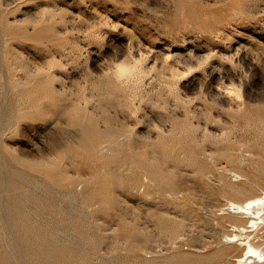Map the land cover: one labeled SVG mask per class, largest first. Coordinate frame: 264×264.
<instances>
[{"label":"rangeland","instance_id":"rangeland-1","mask_svg":"<svg viewBox=\"0 0 264 264\" xmlns=\"http://www.w3.org/2000/svg\"><path fill=\"white\" fill-rule=\"evenodd\" d=\"M262 161L264 0H0V264H241Z\"/></svg>","mask_w":264,"mask_h":264},{"label":"bare ground","instance_id":"bare-ground-1","mask_svg":"<svg viewBox=\"0 0 264 264\" xmlns=\"http://www.w3.org/2000/svg\"><path fill=\"white\" fill-rule=\"evenodd\" d=\"M122 65H123V62H122ZM129 67H130V69L132 68L131 66H129ZM129 67H128L127 64H126V66L124 65V66L122 67V70H123L124 72H129ZM130 72H132V71H130ZM86 141H87V139H86ZM97 142H98V141H97ZM90 143H91V142H90ZM95 143H96V142L93 143V141H92V146H93V144H95ZM90 146H91V144H90ZM262 163H264V161H262ZM262 163H261V164H262ZM261 164H260V165H261ZM0 166H1V165H0ZM261 167H262V165H261ZM263 167H264V166H263ZM256 169H258V168H256ZM262 169L264 170V168H262ZM47 170H48V169H47ZM44 171H46V170H44ZM49 171H51V170H49ZM49 171H48V172H49ZM261 171H262V170H261ZM97 174H98V173H97ZM233 174H237V173H233ZM260 174H261V173H260ZM45 175H46V173H45ZM52 176H53V173H52ZM237 176H238V175H237ZM263 176H264V174H263ZM15 177H16V176H15ZM53 177H54V176H53ZM55 177H57V176L55 175ZM9 178H10V177H9ZM50 178H51V177H50ZM59 178H60V177H59ZM63 178H64V177H63ZM238 178H239V177H238ZM57 179H58V178H57ZM57 179H56L55 181H58V182L60 183L61 180H57ZM60 179H61V178H60ZM161 179H162V178H161ZM52 180H53V178H52ZM62 180H63V179H62ZM64 180H65V179H64ZM93 180H94V179H93ZM258 180H259V179H258ZM69 181H70V180H69ZM135 181H136V179H135ZM164 181H165V180H164ZM10 182H11V181H10ZM133 182H134V180H133ZM133 182H132V183H133ZM166 182H167V181H166ZM166 182H164V183H165V186H167V184H169V183H166ZM170 182H171V180H170ZM11 183H12V182H11ZM63 183H64V182H63ZM226 183H227V182H226ZM61 184H62V183H61ZM66 184H67V182H66ZM101 184H102V183H101ZM106 184H107V186L110 185L109 187L111 188V184H108L107 182H106ZM161 184L163 185V181H162ZM173 184H174V183H173ZM162 185H160V186H162ZM171 185H172V183H171ZM7 186H8V185H7ZM9 186H11V185H9ZM13 186H14V185H13ZM13 186H11V187H13ZM107 186L105 185V187H107ZM163 186H164V185H163ZM165 186H164V187H165ZM169 186H170V185H169ZM225 186H227V185H225ZM229 186H230V184H229ZM0 187H1V185H0ZM102 187H104V186H102ZM105 187H104V188H105ZM171 187H172V186H171ZM173 187H174V186H173ZM231 187H232V186H231ZM1 188H2V187H1ZM3 188H5V187H3ZM14 188H16V187H14ZM96 188H97V187H96ZM104 188L102 189V188L99 186V189H98V190H99V191H100L101 189L104 190ZM110 188H105V190H106V189H110ZM165 188H166V187H165ZM169 188H170V187H169ZM92 189H93V187H92ZM166 189H167V188H166ZM231 189H232V188H231ZM1 190H2V189H1ZM8 190H9V189H8ZM14 190H15V189H14ZM14 190H13V191H14ZM98 190H97V191H98ZM95 191H96V189H95ZM95 191H93V192H95ZM97 191H96V192H97ZM106 191H107V190H106ZM106 191H105L104 194H106L107 192H109V191H107V192H106ZM7 193H8V192H7ZM90 193H92V192H90ZM101 193H103V192L101 191V192L98 193L100 197H101V195H102ZM27 194H28V193H27ZM47 194H49V192H48ZM96 194H97V193H96ZM98 194H97V195H98ZM100 194H101V195H100ZM108 194L110 195L111 193L109 192ZM12 195H13V194H12ZM23 195H25V194H23ZM29 195H31V194L29 193ZM87 195H88V194H87ZM97 195H95V196H97ZM109 195H108V196H109ZM48 196H49V195H48ZM48 196H47V198H48ZM65 196H67V195H65ZM89 196H91V195H89ZM89 196H88V199L90 198ZM92 196H93V198H94V194H93ZM99 196H97V197H99ZM105 196H107V195H105ZM105 196L103 195L102 197H105ZM108 196H107V197H108ZM29 197H30V196H28V198H29ZM31 197H32V195H31ZM71 197H72V196H71ZM86 197H87V196H86ZM107 197H106V198H107ZM0 198H1V197H0ZM65 198H70V196H69V197H65ZM15 199H16V198H15ZM26 199H27V198H26ZM26 199H25V197H24V201H25ZM33 199H35V198H33ZM33 199H31V200H33ZM74 199H75V197H73V201H74ZM86 199H87V198H86ZM98 199H99V198H98ZM108 199H109V198H108ZM108 199H107V202L109 201ZM8 200H9V199H8ZM16 200H17V199H16ZM21 200H22V199H21ZM38 200H39V199H38ZM38 200H36V201H38ZM41 200L43 201L44 198L41 199ZM47 200H48V199H47ZM65 200H66V199H65ZM67 200H68V199H67ZM89 200H90V199H89ZM94 200H95V199H94ZM11 201H13V200L11 199ZM26 201H27V200H26ZM39 201H40V200H39ZM68 201L70 202L71 200H68ZM68 201H67V202H68ZM15 202H16V201H15ZM17 202H18V201H17ZM19 202H20V200H19ZM22 202H23V200H22ZM22 202H21V203H22ZM44 202H46V201H44ZM109 202H110V201H109ZM111 202H112V201H111ZM0 203H1V202H0ZM28 203H29V201H28ZM40 203H41V202H40ZM48 203H50L49 200H48L47 204H48ZM101 203H104V202L101 201ZM5 204H6V203H5ZM7 204H8V203H7ZM7 204H6V205H2V204H1V205H2V206H7ZM17 204H19V203H17ZM24 204H25V206H26L27 203H24ZM30 204H31V203H30ZM30 204H29V205H30ZM42 204H43V203H42ZM42 204H40V205H42ZM45 204H46V203H45ZM47 204H46V205H47ZM71 204H72V203H71ZM108 204H110V203H108ZM108 204L106 203V205H108ZM11 205H12V204H11ZM14 205H15V204H14ZM20 205H21V204H19V206H20ZM29 205H28V206H29ZM37 205H38V203H37ZM46 205L43 204L42 206H46ZM49 205H50V204H49ZM49 205H47V206H49ZM52 205H53V202H52ZM101 205H102V204H101ZM110 205H111V204H110ZM16 206H18V205H16ZM19 206H18V207H19ZM23 206H24V205H23ZM32 206H34V205H32ZM32 206H31V207H32ZM42 206H41V207H42ZM50 206H51V205H50ZM34 207H35V206H34ZM102 207H103V206H102ZM105 207H106V206H105ZM110 207H111V206H110ZM110 207H109V208H110ZM223 207H224V210L228 209L229 212H231V213L234 214L235 216L237 215V217H238V216H239V217L241 216V217H243V219L245 218V219L241 222V224H239L240 222H238L239 225H235V227H238L239 231H240V230H246V229L249 228V227H251V228L253 227V228H255V229H258L259 226H260L261 224H264V190H262V192L259 193V194H256V193H255V195H253V196H251V197H248V198H246V199L243 200V201H239V200H238V201H237V200H230V201H228V203H227L225 206H223ZM223 207H222V208H223ZM1 208H2V207H1ZM8 208H9V206H8ZM15 208H16V207H15ZM15 208H14V209H15ZM20 208H21V207H20ZM38 208H39V207H38ZM38 208L36 207V209H38ZM43 208H45V207H43ZM43 208H42V209H43ZM46 208H47V207H46ZM49 208H50V207H49ZM49 208H47V209H49ZM51 208H52V207H51ZM53 208H54V206H53ZM53 208H52V209H53ZM2 209H3V208H2ZM28 209H30V208L28 207ZM42 209H41V210H42ZM220 209H221V208H220ZM3 210H4V209H3ZM16 210H17V209H16ZM16 210H15V211H16ZM18 210H19V209H18ZM34 210H35V209H33L31 212H33ZM41 210H40V211H41ZM221 210H222V209H221ZM11 211H12V210H11ZM23 211H24V210H23ZM25 211H27V209H26ZM28 211H29V210H28ZM42 211H44V212H49L48 210H47V211H46V210H42ZM51 211H53V210H51ZM51 211H50V212H51ZM56 211H58V210H56ZM18 212H20V211H17V213H18ZM44 212H42V214H43ZM14 213H15V212H14ZM20 213H21V212H20ZM24 213H25V212H24ZM28 213H30V212H28ZM35 213H36V212H35ZM35 213H34V214H35ZM52 213H53V212H51V213H49V214H52ZM54 213H57V212H54ZM54 213H53V214H54ZM59 213H60V212H59ZM30 214H31V213H30ZM30 214H29V215H30ZM34 214H31V215H34ZM38 214H39V213H38ZM38 214H37V215H38ZM44 214L46 215V213H44ZM49 214H48V215H49ZM53 214H52V215H53ZM79 214H80V213H79ZM9 215H10V214H9ZM15 215H16V213H15ZM18 215H19V213H18ZM18 215H16V216H18ZM23 215H24V214H23ZM25 215H26V214H25ZM52 215H49V216L52 217ZM55 215H56V214H55ZM59 215H61V214H59ZM74 215H75V214H74ZM16 216H15V217H16ZM21 216H22V215H21ZM35 216H36V215H35ZM35 216H34V217H35ZM77 216H78V213H77ZM235 216H234V217H235ZM9 217H10V216H9ZM23 217H24V216H23ZM23 217H21V218H23ZM25 217L28 218L27 215H26ZM25 217H24V218H25ZM59 217H60V216H59ZM64 217H65V216H64ZM64 217H63V218H64ZM80 217H81V216H80ZM16 218L18 219V217H16ZM19 218H20V215H19ZM27 218H25V219H27ZM29 218L31 219V216H30ZM32 218H33V217H32ZM54 218H56V217H53V219H54ZM10 219H12V218H10ZM14 219H15V218H14ZM14 219H13L12 221H14ZM230 219H231V218H230ZM21 220H22V219H21ZM28 220H29V219L24 220V221H28ZM34 220H35V218H34ZM54 220L56 221V219H54ZM57 220L61 221L59 218H57ZM62 220H63V219H62ZM12 221H11V222H12ZM24 221H22V222H24ZM32 221H33V220H32ZM55 221H54V222H55ZM63 221H65V219H64ZM63 221H62V222H63ZM67 221H68V220H67ZM233 221H235L234 223L237 222L236 220H233ZM16 222H17V221H16ZM18 222H20V221L18 220ZM29 222H31V221H29ZM36 222H37V220H36ZM77 222H78V220H77ZM244 222H245V223H244ZM9 223H10V222H9ZM25 223L27 224V222H25ZM33 223H34V221H33ZM33 223L31 222V224H33ZM37 223H38V222H37ZM55 223H56V222H55ZM66 223H67V222H66ZM66 223H65V224L63 223L64 227L66 226ZM11 224H12V223H11ZM29 224H30V223H29ZM56 224L58 225V222H57ZM78 224H79V223H78ZM8 225H9V224H8ZM23 225H24V226H22V227H25V224H24V223H23ZM35 225H36V224H35ZM61 225H62V223H61ZM29 226H30V225H29ZM31 226H32V225H31ZM37 226H38V225H37ZM37 226H36V227H37ZM41 226H44V225L41 224V225L39 226V228H40ZM71 226H73V224H72ZM10 227H11V225H10ZM55 227H56V225H55ZM55 227H54V228H55ZM61 227H62V226H59V228H61ZM66 227H67V226H66ZM73 227H75V226H73ZM80 227H81V225H80ZM80 227H79V228H80ZM12 228H13V227H12ZM20 228H21V226H20ZM26 228H27V227H26ZM42 228H43V231H44V228H45V227H42ZM59 228H58V230H59ZM67 228H68V227H67ZM75 228H76V227H75ZM75 228H73V230H74ZM77 228H78V227H77ZM77 228H76L75 230H77ZM79 228H78V229H79ZM125 228H126V226H125ZM21 229H22V228H21ZM46 229L48 230V228H46ZM46 229H45V230H46ZM50 229H51V228H50ZM50 229H49V230H50ZM25 230H26V229H25ZM25 230H23V234H24V231H25ZM31 230H32V232H33L34 229H31ZM49 230L47 231L49 234H50V232H53V231H50V232H49ZM71 230H72V229H71ZM128 230H129V229H128ZM251 230H252V229H251ZM262 230H264V229H262ZM14 231H15V230H14ZM28 231H30V228H29ZM28 231H26V232H28ZM35 231H36V230H35ZM35 231H34V232H35ZM59 231H60V230H59ZM63 231H64V230H63ZM65 231H66V229H65ZM80 231H83V230L80 229ZM80 231H79V233H80ZM131 231H132V230H131ZM131 231H129V236H131V235H130V232H131ZM254 231H255V230H254ZM19 232H20V231H19ZM32 232L30 231V233H32ZM44 232H46V231H44ZM54 232H56V230H55ZM77 232H78V231H77ZM127 232H128V231H127ZM252 232H253V231H252ZM258 232H259V231H258ZM260 232H261V231H260ZM9 233H10V232H9ZM11 233H12V232H11ZM16 233H17V232H16ZM28 233H29V232H28ZM41 233H42V232H41ZM41 233H40V234H41ZM48 233H47V234H48ZM13 234H14V233H13ZM18 234H19V233H18ZM40 234L37 233V235H40ZM43 234H44V233H43ZM49 234H48V236H49ZM52 234H53V233H52ZM55 234H57V232H56ZM65 234H66V233H65ZM131 234L133 235L132 232H131ZM253 234H254V233H253ZM25 235H26V234H25ZM25 235H24V237H25ZM29 235H31V234H29ZM44 235H46V233H45ZM58 235H59V234H58ZM127 235H128V234H127ZM135 235H136V234H135ZM250 235H251V234H250ZM250 235H245V237H239V233H238V234H237V233H234V234H232V235L230 234V236H227V240H228L229 242H236L238 245L241 246V248H243V254L240 255V257L238 256V260H237V261H239V263L241 262V264H264V248H262L261 246H257V245L255 244V242H253L252 238H250ZM259 235H260V234H259ZM259 235H258V236H259ZM11 236H12V235H11ZM34 236H35V234H34ZM51 236H52V235H51ZM56 236H57V235H56ZM56 236H55V237H56ZM80 236H81V235H80ZM258 236H257V237H258ZM26 237H27V235H26ZM26 237H25V238H26ZM30 237H31V236H30ZM37 237H38V236H37ZM53 237H54V236H53ZM53 237H51V239H53ZM134 237H135V236H134ZM134 237H133V238H134ZM251 237H254V236H251ZM25 238H24V239H25ZM33 238H34V237H32V239H33ZM38 238H39V237H38ZM45 238H46V236L44 237V240H45ZM49 238H50V237H49ZM65 238H66V237H65ZM81 238H82V237H81ZM26 239H28V238H26ZM35 239H37V238H34L33 241H34ZM51 239H50V240H51ZM56 239H57V238H56ZM58 239H59V238H58ZM131 239H132V237H131ZM131 239H130L129 241H131ZM255 239H256V238H255ZM20 240H22V239H20ZM38 240H39V239H38ZM46 240H47V239H46ZM259 240H260V239H259ZM15 241H16V240H15ZM27 241L29 242V240H27ZM31 241H32V240H31ZM33 241H32V242H33ZM40 241H41V239H40ZM40 241H37V242L39 243ZM48 241H49V239H48ZM54 241H55V239H54ZM54 241H53V243H54ZM59 241H60V240H59ZM62 241H65V240H61V242H62ZM68 241H69V240H68ZM68 241H65V243L68 242ZM132 241H134V240L132 239ZM12 242H13V240H12ZM28 242H27V245H28ZM35 242H36V241H35ZM35 242H34V243H35ZM37 242H36V243H37ZM57 242H58V241H57ZM61 242H60V243H61ZM41 243H43L42 246L39 247V246L37 245V246L40 248L39 250H42L41 247H43V248L46 249V247H44V244H45L46 242L44 243V242L42 241ZM47 243H48V242H47ZM47 243H46V244H47ZM53 243H52V245H54ZM63 243H64V242H63ZM63 243H62L61 245L64 246ZM77 243H78V242H77ZM92 243H93V242H92ZM24 244H25V243H24ZM30 244H32V243H30ZM30 244H29V245H30ZM39 244H40V243H39ZM57 244H58V243H57ZM66 244H67V243H66ZM78 244H80V243H78ZM132 244H133L134 246L136 245L135 242L132 243ZM132 244H130V245H132ZM22 245H23V244H22ZM29 245H28V246H29ZM50 245H51V244H50ZM50 245H49V247H50ZM58 245H60V244H58ZM73 245H74V244H73ZM73 245H72V246H73ZM133 245H132V246H133ZM233 245H234V244H233ZM262 245H263V244H262ZM17 246H18V245H17ZM17 246H16V247H17ZM28 246H27V247H28ZM69 246H70V245H69ZM91 246H92V245H91ZM25 247H26V246H25ZM31 247H32V245H31ZM35 247H36V246H35ZM47 247H48V246H47ZM52 247H53V246H52ZM54 247H55V246H54ZM75 247H76V246H75ZM228 247H229V246H228ZM228 247H226V248L228 249ZM58 248H59V247H58ZM63 248H64V247H63ZM63 248H61V250H62ZM68 248H69V247H68ZM70 248H71V247H70ZM73 248H74V247H72L71 249H73ZM229 248H230V247H229ZM28 249H29V248H28ZM32 249L34 250V248H32ZM35 249H36V248H35ZM50 249H51V248H50ZM56 249H57V248H56ZM71 249H70V250H71ZM218 249H219V248H218ZM222 249H223V248H222ZM23 250H25V249H23ZM29 250H31V249H29ZM29 250H28V251H29ZM54 250H55V249H54ZM54 250H53V251H54ZM59 250H60V248H59ZM59 250H56V253H58L57 251H59ZM61 250H60V251H61ZM64 250H65V248H64ZM66 250L68 251V249H66ZM74 250H75V249H74ZM80 250H81V249H80ZM224 250H226L225 247H224ZM26 251H27V250H26ZM26 251H25V252H26ZM31 251H32V250H31ZM43 251H44V249H43ZM43 251H42V252H43ZM48 251H49V249H48ZM60 251H59V252H60ZM67 251H65V253H66ZM75 251H77V249H76ZM210 251H211V250H210ZM214 251H215V250H214ZM214 251H212V252H214ZM222 251H223V250H222ZM22 252H23V251H22ZM25 252H24V253H25ZM36 252H37V251H36ZM39 252H40V251H39ZM42 252H40V254H42ZM45 252H46V251H45ZM61 252H63V250H62ZM61 252H60V254H62ZM72 252H73V251H72ZM72 252H71V253H72ZM212 252H211V253H212ZM216 252L218 253L219 251L216 250ZM241 252H242V251H241ZM27 253H28V252H27ZM29 253H30V251H29ZM37 253H38V252H37ZM50 253H51V251H50ZM50 253H49V254H50ZM54 253H55V252H54ZM67 253H69V255H68ZM67 253H66V254L70 257V255H71V254H70V251L67 252ZM214 253H215V252H214ZM214 253H213V254H214ZM217 253H215V254H217ZM220 253H222V252H220ZM225 253H226V252H224V254H225ZM52 254H53V253H52ZM63 254H64V253H63ZM63 254H62V255H63ZM72 254H73V253H72ZM74 254H75V255H74V257H75L77 253H74ZM78 254H79V252H78ZM218 254H219V253H218ZM4 255H5V254H4ZM4 255H3V257H5ZM6 255H8V254H6ZM29 255H30V254H29ZM32 255L34 256V254H32ZM47 255H48V254H47ZM47 255H46V257H47ZM57 255H59V254H57ZM62 255H61V256H62ZM81 255H82V253H81L79 256H81ZM84 255H85V254H84ZM201 255H202V254H201ZM208 255L210 256L209 252H208V254H207V257H209ZM222 255H223V254H222ZM226 255H227V254H226ZM228 255H230V253H228ZM48 256H49V255H48ZM77 256H78V255H77ZM77 256H76V257H77ZM82 256H83V255H82ZM205 256H206V255H205ZM205 256H203V257H205ZM215 256H216L217 258H218V256L220 257V255H215ZM215 256H211V257H213L212 259H214ZM3 257H2V259H3ZM26 257H27V256H26ZM26 257H25V258H26ZM31 257H32V256H31ZM40 257H41V256H40ZM40 257H39V259H40ZM42 257H43V256H42ZM46 257H45V258H46ZM53 257H54V256H53ZM59 257H60V256H59ZM59 257H58V259H59ZM63 257H65V256H63ZM72 257H73V255H72ZM85 257H87V256H85ZM183 257H184V255H183ZM189 257H190V256H189ZM207 257H205V258H207ZM216 257H215L214 261H213L212 263H210V264H222L219 260H216ZM29 258H30V257H29ZM32 258H33V257H32ZM47 258H49V257H47ZM50 258H52V257H50ZM61 258H62V257H61ZM65 258H68V257L66 256ZM78 258H79V257H78ZM80 258H81V257H80ZM179 258H180V257H179ZM192 258H195V257H192ZM192 258H191V259H192ZM198 258H199V257H198ZM4 259H5V258H4ZM27 259H28V258H27ZM39 259H38V260L33 259V260H34V261H35V260H36V261H39ZM54 259H55V257H54ZM70 259H72V258L70 257ZM83 259H84V258H83ZM83 259L81 258L82 262L84 261L83 263H86V262H85V259H84V260H83ZM176 259H177V258H175V259H173V260L171 259V260H172L173 262H177V263H178V262H179L178 260H180V259H177V261H176ZM182 259H183V258H182ZM186 259H187V260H190V258L188 259V258L186 257V255H185V260H186ZM0 260H1V259H0ZM29 260H30V259H29ZM43 260H44V258H43ZM45 260H46V259H45ZM56 260H57V258L55 259V261H56ZM67 260H68V259H67ZM74 260H75V262H76V259H74ZM77 260H78V259H77ZM174 260H175V261H174ZM185 260H184V261H185ZM187 260H186V261H187ZM198 260H202V261H203L202 257H201L200 259H198ZM1 261H2V260H1ZM10 261H11V260H10ZM10 261H9V262H10ZM34 261H33V262H34ZM62 261H63V260H62ZM70 261H71V260H70ZM78 261H79V260H78ZM167 261H168V260H167ZM181 261H182V260H180V262H181ZM202 261H201L200 263H204V262H202ZM221 261H223V260H221ZM226 261L228 262L229 259L226 260ZM226 261H225L224 264H226ZM2 262H3V261H2ZM27 262H28V260H27ZM30 262H32V261L30 260ZM44 262H45V261H43V263H44ZM50 262H51V261H50ZM56 262H57V261H56ZM56 262H55V263H56ZM58 262H60V261H58ZM64 262H66V261H64ZM150 262H151V261H150ZM192 262H193V261H192ZM197 262H199V261H197ZM0 263H1V262H0ZM36 263H37V262H36ZM47 263H48V261L46 262V264H47ZM55 263H54V261H53L52 264H55ZM68 263H69V260H68ZM73 263H74V262H73ZM73 263H72V264H73ZM83 263H82V264H83ZM87 263H88V262H87ZM141 263L144 264L145 262H144V263L141 262ZM146 263H147V261H146ZM169 263H171V261H169ZM183 263H186V262H183ZM194 263L196 264V262H193V264H194ZM200 263H199V264H200ZM34 264H35V263H34ZM37 264H38V263H37ZM41 264H42V263H41ZM44 264H45V263H44ZM61 264H62V263H61ZM63 264H64V263H63ZM69 264H70V263H69ZM148 264H149V261H148ZM150 264H151V263H150ZM152 264H154V263L152 262ZM178 264H179V263H178ZM186 264H187V263H186ZM190 264H192V263H190ZM207 264H208V263H207ZM228 264H229V263H228Z\"/></svg>","mask_w":264,"mask_h":264}]
</instances>
